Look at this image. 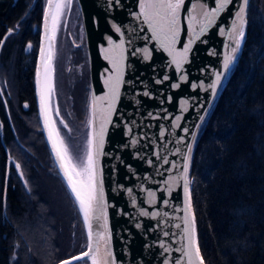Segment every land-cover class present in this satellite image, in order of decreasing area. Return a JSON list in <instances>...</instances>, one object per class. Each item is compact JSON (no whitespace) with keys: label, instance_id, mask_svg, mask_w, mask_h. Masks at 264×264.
Here are the masks:
<instances>
[{"label":"trees","instance_id":"obj_1","mask_svg":"<svg viewBox=\"0 0 264 264\" xmlns=\"http://www.w3.org/2000/svg\"><path fill=\"white\" fill-rule=\"evenodd\" d=\"M43 8L44 0H0V38L19 25L0 52V264H56L87 244L43 132L30 72ZM68 130L62 136L82 154L86 130L80 137ZM10 158L30 191L14 164L8 168ZM190 181L206 264H264V0L250 1L245 41L199 135Z\"/></svg>","mask_w":264,"mask_h":264},{"label":"water","instance_id":"obj_2","mask_svg":"<svg viewBox=\"0 0 264 264\" xmlns=\"http://www.w3.org/2000/svg\"><path fill=\"white\" fill-rule=\"evenodd\" d=\"M74 1L72 0L71 6L64 10L60 18L54 42L56 53L53 61L54 69L60 31L68 28ZM77 2L83 19L90 69L91 95L88 121L92 120L91 106L95 97L104 96L109 91L105 79L114 74L111 61L121 54L120 49H113V46L109 45L108 37H111L115 44L123 41L121 61L123 83L114 103L111 122L106 125L103 154L97 158L98 174L102 175L104 197L108 204L107 226L111 233L110 243L115 264H165V261L175 264L176 259L182 256L177 249L182 248L186 243L181 235L183 223L180 219L185 215L182 209L186 206V196L183 191V181L173 184L170 178L179 177L183 172V165L187 162V176L190 180L199 135L240 55L245 36L239 51L235 54L234 63L222 77V83L213 98L211 91L205 89L215 79V72L223 71V57L230 50L225 46L227 44L234 46V42L229 41L227 30L231 26L239 0H233V5L222 12L215 23L198 39L194 33L199 31V25L189 17L199 18L200 9L197 8L192 12H189V9L195 3L207 4L211 8L215 6V2L185 0V5L179 12L180 32L174 48L176 51H181L189 40L193 42L180 72H177L175 64L172 63V55L161 47L159 40L152 38L151 28L140 14L139 0H120L119 5L110 4L109 0H77ZM44 8L37 69L41 66L40 49L46 48L48 43L45 37ZM113 24L121 28L122 35L115 32ZM221 27L225 29L224 34L220 33ZM246 30L247 24L245 35ZM104 49L108 51L105 52ZM144 49L148 52L145 53ZM146 54L149 56L148 59L144 58ZM106 55L109 59H105ZM181 74L187 75V81H179L178 77ZM165 75L169 77L168 80H163ZM53 80L55 90L50 100L52 109L50 115L56 122L53 113L56 108L59 109V105L55 71ZM157 80L163 82L157 83ZM173 83H180V87L172 88ZM192 84H196L197 87L193 88ZM146 92L149 95H144ZM36 94L43 132L54 157L51 142L48 140V130L41 114L37 83ZM183 100H187L188 103L181 105ZM104 104L105 102H100L97 105L96 119L88 124V135L90 132L94 134L99 132L101 123L99 107ZM177 116L181 117L179 121L176 120ZM201 116L203 120L200 119ZM59 117L61 118L60 111ZM56 127H58L57 123ZM185 128L187 132L184 131ZM133 140L136 141L135 144L132 143ZM189 156L190 159H187ZM163 158L169 163H165ZM12 160L15 164L18 163L14 158ZM54 160L58 167L55 157ZM173 163L177 167L173 168ZM165 181H169V184ZM169 187H171L170 192ZM128 189H132V192L129 193ZM149 192L155 193V196L150 197ZM189 194L190 212L195 216L196 238L199 244L190 184ZM165 200L168 201L167 204L164 203ZM142 211L149 212V215H141ZM153 212L160 214L152 216ZM165 213L167 215H164ZM81 215L83 217L82 213ZM189 218L191 219V215ZM92 223L95 231L96 221L93 220ZM100 223L103 224L104 221ZM176 224H180L181 227L176 228ZM165 232L169 235L165 236ZM165 248L168 251H165ZM84 251H87V248ZM200 252L203 256L201 248ZM76 262L91 264L89 260L73 263ZM56 264H60V261Z\"/></svg>","mask_w":264,"mask_h":264},{"label":"snow or ice","instance_id":"obj_3","mask_svg":"<svg viewBox=\"0 0 264 264\" xmlns=\"http://www.w3.org/2000/svg\"><path fill=\"white\" fill-rule=\"evenodd\" d=\"M120 0H109L110 4L119 5ZM215 6L209 8L207 4L195 3L191 5L189 12L195 9H200L199 18L197 16H190L195 24L199 25V31L195 32L194 35L198 39L201 34H203L209 26L213 25L217 17L224 11H226L230 5H233V0H214ZM250 0H239L238 7L234 12V18L232 20L230 28L227 30L229 41L234 42L232 44H227L225 47L230 50L226 52L223 57V71L215 72V79L206 86L205 90H210L213 98L217 94L218 86L222 83V77L227 71L230 70L231 65L234 63L236 56L235 54L239 51L242 41L245 36V28L247 24V8L249 6ZM72 0H46L44 8V27H45V37L47 40V47H41L40 49V59L41 66L37 69V87L40 93V104H41V114L44 117V124L48 130V140L51 142L52 152L56 161L58 162V168L62 174L63 179L66 182V186L72 196L74 197V202L77 204L79 211L83 214L84 224L87 229V251L81 252L77 256H72L70 259H65L60 261V264H73L74 261L89 260L91 264H115L114 253L111 249V233L107 226V208L108 204L104 197L103 179L102 175L98 174V156L103 154L104 145V133L106 130V125L111 122V114L114 110V103L119 95V89L121 83H123V70L121 67V61L123 60V41L120 44H115L111 37H108L109 45L113 46V49H120L121 54L112 60L114 66V74L105 79V84L109 91L105 93L104 96L95 97L92 108V120L89 124L96 119L97 105L100 102H105L104 105L99 107L100 112V128L98 133L90 132L85 145L82 150V154L79 152L74 154L73 149L66 142L65 137L61 135L60 130L56 127L55 120L52 119L50 115L52 109L50 105L51 96L54 93V66L53 61L55 59V47L54 42L56 40V33L58 30V25L60 18L66 8L70 7ZM185 0H139L140 14L143 15L144 21L149 24L151 31L153 33V39H157L161 43L166 51L172 55V63L175 64L177 72L181 71L182 63L187 60L188 53L190 51V46L192 40H189L187 44L184 45L181 51H176L174 45L176 43L177 35L180 32L179 24V12L184 7ZM49 21L51 24L49 25ZM113 29L117 33H121V28L116 24L112 25ZM19 28V25L13 28H9L4 34L3 38H0V46L8 39L10 35L15 33ZM220 33L224 34L225 29L220 28ZM27 48H32V44L29 43ZM105 52L108 49H104ZM145 53L148 52L147 49L143 50ZM145 59L149 56L146 54ZM105 59H109L106 55ZM108 71L107 69L105 70ZM169 77L165 75L163 80H168ZM179 81H187V75L181 74L178 77ZM163 80H157V83H162ZM172 88H179L180 83H173ZM193 88H196V84H192ZM203 87V85H201ZM144 95H149V93H144ZM171 99V97H169ZM187 100L181 101V105L187 104ZM27 107V105H25ZM55 115L59 116V109H55ZM151 115V113L149 114ZM180 116L176 117L179 121ZM203 120V117H200ZM65 128L67 124L64 123L63 119L60 121ZM177 126H179L177 124ZM3 125L0 124V128ZM131 131V129H129ZM187 132V128L184 129ZM163 135V133H161ZM133 144L136 143L135 140L132 141ZM179 151V149H177ZM190 152V148H189ZM165 163H169L166 158H163ZM190 159V156L187 157ZM151 163V161H149ZM173 168L177 167L173 163ZM15 168L19 171L21 179L24 180V185L28 191L31 189L28 187V182L24 179L23 171H20L21 164L16 163ZM188 163L183 165V172L179 177L173 176L170 178L171 183H178L180 180L183 181V191L186 196V206L182 209L185 213L180 219L183 223L182 236L186 243L182 248L177 249L182 253L180 258H177L175 264H205V260L201 255L198 240L196 238L195 230V216L190 212V194H189V184L191 181L187 176ZM169 184V181H165ZM171 191V187L168 188ZM131 193L132 189H128ZM150 197H154L155 193L149 192ZM135 203V201H133ZM165 204L168 203L167 200L164 201ZM160 213L153 212L152 216H157ZM141 215H149V212L142 211ZM164 215H167L165 213ZM191 215V219L189 218ZM95 220V231L92 221ZM104 223H100L101 221ZM139 227V225H137ZM176 228H180V224L175 225ZM165 236L169 233L165 232ZM163 247V245H162ZM165 251H168L165 248ZM165 264H169L165 261Z\"/></svg>","mask_w":264,"mask_h":264},{"label":"flooded vegetation","instance_id":"obj_4","mask_svg":"<svg viewBox=\"0 0 264 264\" xmlns=\"http://www.w3.org/2000/svg\"><path fill=\"white\" fill-rule=\"evenodd\" d=\"M75 7L76 10H79L78 14L74 12ZM81 54L87 56V70L84 62L78 63L80 57L79 55ZM56 57L55 87L57 91L59 111L61 114V118L57 116V119L59 121L63 119L64 123L71 127L76 135L80 137L81 134H83V124H85L88 110V104L85 105L89 92L87 89L91 83L85 30L77 0H75L73 10L70 15L68 28L60 31ZM21 63L24 64L22 61ZM36 69L37 60L34 67L30 70L33 76H35V79ZM90 95L91 86L88 100L90 99ZM62 130H68V127L65 128L63 126ZM11 165L15 168V163L12 158H10L8 162L9 169Z\"/></svg>","mask_w":264,"mask_h":264},{"label":"rangeland","instance_id":"obj_5","mask_svg":"<svg viewBox=\"0 0 264 264\" xmlns=\"http://www.w3.org/2000/svg\"><path fill=\"white\" fill-rule=\"evenodd\" d=\"M74 3H75V1H74ZM44 4H45V0H44ZM73 10V9H72ZM74 12L75 13H79V10L77 9L76 10V7H75V9H74ZM72 13V12H71ZM82 55V54H81ZM81 55H79V56H81ZM83 56V59H79V62L78 63H82V62H84L85 63V66H86V70H87V62H86V55H82ZM87 91H88V89H87ZM89 92H90V90H89ZM53 115H54V117H55V119H56V123H57V125H58V128H59V130H60V132H61V134H62V132L64 133V134H66V135H70V130H62L63 129V124H61L60 123V121L57 119V116L55 115V112L53 113ZM59 117V116H58ZM64 121V120H63ZM88 124H89V121L88 122H86L85 124H83V132L86 130V133H85V135H84V138H85V142H86V140H87V138H88ZM65 131V132H64ZM86 136V137H85Z\"/></svg>","mask_w":264,"mask_h":264}]
</instances>
